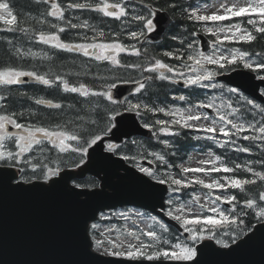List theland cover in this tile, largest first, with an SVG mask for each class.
Masks as SVG:
<instances>
[{
    "label": "snow or ice",
    "instance_id": "snow-or-ice-1",
    "mask_svg": "<svg viewBox=\"0 0 264 264\" xmlns=\"http://www.w3.org/2000/svg\"><path fill=\"white\" fill-rule=\"evenodd\" d=\"M34 3L43 5V11L39 12L38 17L29 15L25 18L22 12L16 10L14 0H0V23L4 25L0 32L22 33L29 40L34 39L37 43L49 45L56 50L77 53L87 58L91 62L82 61L80 71L75 75L90 77L101 83L92 86L83 82L70 83L65 75L52 68L41 74L35 68L24 70L8 64L0 67V175L8 186L14 190H24L26 184L48 189L60 186L77 198L85 194L75 190L81 188L79 184L69 188L66 181L61 183L64 180L61 175L62 165L71 161L74 167L79 168L90 155L89 150H95L101 145L104 146L103 151L118 154L117 145L105 141L116 138V132L128 135L123 113H134L141 118V126L151 133V139L162 146L159 152L149 154L160 165L167 166L163 171H154L136 164L138 170L158 184H167L170 192H180L194 184L199 185L208 190L204 196L206 203L201 204L199 196H193L192 201L176 207H172L175 201L171 197L166 201L169 209L164 214L179 224L183 230L179 234H173L167 224L151 215L147 216V220L151 222H146L145 227L135 224L123 229L106 227L103 231H100L97 223H92L89 228L85 219L82 231L91 232L96 251L127 261L158 264L161 261H192L197 255V249L193 247L197 241L213 240L221 248L230 251L229 239L237 247L247 243V240H240L237 244L241 234L248 236L245 218L254 216L264 225V107L246 97L236 99L239 107H233L231 96L228 101L219 97L221 104L216 105L214 101L218 97L213 96L208 102L199 100L196 104L189 103L187 108L181 109L173 107L166 100L160 101L158 96L153 98L150 90L156 81H166L169 84L182 82L189 89L219 88L221 86L214 82L219 73L209 68L210 65L224 69L229 65L242 64L245 69L254 72L264 69V53L257 52L255 55L259 59L252 60L248 51L234 48L228 49L229 54L221 51L225 42L251 43L257 39V34L264 36V0H244L243 3L240 0H223L218 7L209 5L201 8L191 4L182 7L180 11L183 18L200 25L206 34L215 37L210 41V51H200L195 39L189 41L187 37L172 35L171 39L180 47L158 54L149 50L153 43L149 34L156 32L158 28L155 20L157 11L146 0H69L66 5L62 0H34ZM178 7L180 6L175 2L168 5V9L172 11ZM209 8L214 10L209 11ZM69 10L100 13L103 17L119 21V30L106 33L103 28L98 29L87 20L73 22V19L79 18L66 17ZM234 18L246 19L251 28L242 26L243 20L223 24ZM29 20L47 25L51 31H33L24 26ZM209 23L212 26H208ZM79 29H87L94 35L89 37L77 32V38L82 42L65 41L60 35ZM191 35L195 37L197 33L193 31ZM121 37L132 42L126 43ZM18 40L19 37H14L0 41L6 44L5 55L9 59L37 57V53L31 49L25 51L23 47L17 46ZM131 57L136 60H131ZM161 57L177 63L166 62ZM42 59L54 63L47 53ZM133 74H139L140 78H135ZM24 77L47 88H58L64 93L75 95L65 103V98L54 101L14 91L12 86L20 84ZM257 79L264 81V75L258 73ZM121 83L132 84V88L128 90V96L118 102L115 97ZM228 92L237 94L238 87L230 88ZM260 95L264 96V89ZM171 99L174 102L188 101L189 98L186 95H174ZM118 103L119 108L115 107ZM14 105H19V110H15ZM41 108L54 111L44 113ZM198 109H212L215 115L210 117L207 112L197 111ZM148 113L153 117L160 113L169 119L156 118L149 122L144 119V115ZM181 130L200 133L201 135L193 136L192 139L210 141L217 148L237 153L251 154L254 146L259 150L260 158L243 164L232 162V166H229L221 156L209 149V158L199 160L196 167L181 164V178H176L170 171L173 165L166 157L175 156L179 149L172 140L162 137L175 139L181 135ZM239 141H247L249 144ZM169 149L173 151L169 153ZM122 158L135 159L127 155ZM254 164L259 165L262 170H255ZM238 171L250 174V178H211L212 173ZM188 173L193 174L191 179L184 175ZM196 173H202L209 180L202 179ZM55 177L60 179H54ZM257 184L260 187L256 192H247L245 186ZM228 189H239L245 193L246 198L240 201L236 195L227 194ZM215 190H221L222 194H215ZM220 204H228L230 207L221 209ZM192 205L198 206L203 214L194 213ZM131 216L139 218L141 222L146 220L144 213L134 210L110 211L109 214L102 212L100 219L128 221ZM225 226L228 230H225ZM97 232L102 239L96 238ZM113 232L116 233L114 237ZM184 233L188 235L184 236ZM251 238L248 236L249 240ZM261 239L264 241V232L261 233ZM84 247L87 252L86 241Z\"/></svg>",
    "mask_w": 264,
    "mask_h": 264
},
{
    "label": "water",
    "instance_id": "water-1",
    "mask_svg": "<svg viewBox=\"0 0 264 264\" xmlns=\"http://www.w3.org/2000/svg\"><path fill=\"white\" fill-rule=\"evenodd\" d=\"M155 20L157 31L149 34V37L153 42H158L171 24V18L167 12L157 11ZM197 38L201 51L208 52L210 42L207 38L202 34H198ZM218 81L238 87L241 92L264 104V97L259 93V89L264 88V81L256 80L252 73L236 70L219 76ZM130 88L132 85H119L115 98L121 101ZM123 115L129 134L116 132V138L106 141L121 143L133 136L151 138V133L140 125L133 113ZM103 147L90 149L86 164L77 171L67 169L61 173L64 178L61 183L66 181L69 188L74 187L71 185L73 180L82 179L88 174L100 181L99 188L75 189L85 193L78 198L60 186L48 189L26 184L24 190H14L0 175V264H150L147 261L132 262L106 257L91 250L89 233L82 231L85 219L90 226L99 213L122 207L149 211L165 224L182 231L177 223L159 211L165 208L167 187L141 174L124 159L103 151ZM262 232L264 225L260 223L248 233L252 237L250 240L248 236L240 239L247 240V243L240 247L233 244L231 251L218 247L211 240H204L195 246L197 255L192 261H161L158 264H264Z\"/></svg>",
    "mask_w": 264,
    "mask_h": 264
},
{
    "label": "trees",
    "instance_id": "trees-1",
    "mask_svg": "<svg viewBox=\"0 0 264 264\" xmlns=\"http://www.w3.org/2000/svg\"><path fill=\"white\" fill-rule=\"evenodd\" d=\"M206 1H208V0H153V5L156 8L167 11L173 19V23L168 30V36L164 37L162 44H161V47L156 46L155 51H154L155 54H158L159 51H161L162 49L172 50L174 48L180 47V45L176 41H173L171 39L172 35H178L181 38L187 37L191 40L195 39L191 35V33L193 31H195V32L201 31L202 27L200 25L193 23L192 21H188L187 19L183 18V16L181 15L180 9L182 7H187L189 4H191L193 6H200L201 4L205 3ZM172 2H175L180 6L175 11L168 9L169 3H172ZM236 20H243L242 26L247 27L249 29L251 28V25H247L246 19L234 18L233 21H236ZM233 21H227V22L230 23ZM225 44H229V47H232L234 49H238L239 51H248L250 54V58L252 60H258L259 59L255 55L257 52L264 53V36H262L260 34H257V39L251 43H244V42L228 43V42H225ZM3 58H4L3 50L0 48V67L4 66V64H2ZM161 58L165 59V61L169 62V63H177L176 61H168L167 58H163V57H161ZM237 68H244V67L242 64L229 65V66H226V68H224V69H218V72L219 73L228 72V71H231V70H234ZM255 72H258V73L264 75V69H257V71H255ZM136 77H139V74H137ZM81 82L88 83L90 86H92L93 84L99 85L98 80L93 81L90 77H85L83 75L76 77L72 83H81ZM16 90H21V89L18 88ZM16 90H14V91H16ZM174 90H175V88L171 84H169L168 82L156 81L154 86L151 88L150 91H151L153 98L158 96L160 101L166 100L168 103H171L172 102L171 94L173 93ZM28 91L36 92L35 96L44 94L43 99H52L54 101H59L61 98H65L64 99L65 103H68L69 98H71L72 96L75 95V94H69V93H62V91H60L58 88H43L39 85L29 86ZM29 96H33V95H29ZM76 99H80V98L76 97ZM33 106L35 107V105H33ZM13 108L15 110H19V105H14ZM41 111L44 113H47V112L54 111V110H48V109L41 108ZM144 116L149 121H152L156 118H161L160 114H158V113L156 114L155 117H153L152 114H150V113H148ZM171 140H172L173 144H175L178 147L179 150L177 151V154L175 156L168 155L167 159H168L169 163H171L173 165V167L171 168V173H173V172L176 173V167H177V165H179L181 163V160H183V158H182L183 154L185 153V151H189L192 147H194L195 142H193L191 140V138L187 137L186 133L184 131H181V135L179 137H177L175 139H171ZM239 143H242L245 145L249 144V142H247V141H239ZM146 144L151 149H160V147H161L157 142L146 141ZM129 147H131L130 144H129ZM167 151L170 153L171 151H173V149H169ZM117 152H120V150L117 149ZM217 153L219 156H221V158L225 162L229 163V166H232V162L238 163L239 159H240L239 156H243V153H237V152L233 151L232 152L233 157H234V160H233V159H230L227 154L224 155L223 150H219V151H217ZM249 158L252 161H255V160L260 158L259 150L256 149L254 146H253V151L250 154ZM76 162L78 163V160ZM253 166L255 167V170H257V171L262 170L259 165L254 164ZM62 167H74V166L72 165V163H67L66 165H62ZM161 169L164 170L165 166H162ZM230 175H231V177L235 176V177L240 178V179L250 178V174L244 173L242 171H238L236 173H230ZM215 178H217V177L215 176ZM77 183L79 185H82V186H95L97 184V181L91 177H88L85 180L77 181ZM245 187H246V190L248 193H253V192H256L258 190L260 185L259 184L247 185ZM183 190L184 189H181L180 192H176V193H179L182 197H184V193L182 192ZM172 194H175V192H172ZM227 194L236 195L240 201H243L246 198L245 193L241 192L239 189H228ZM222 209H226V208H222ZM245 220L248 223V228L246 229L247 232H249L251 230V228L254 224L259 222L257 219H255L254 216L246 217ZM101 221L102 220H98L97 223H100ZM169 228L173 234H178V232L174 228H172V227H169ZM225 230H228L227 226H225ZM89 233L92 237V234L90 231H89ZM97 235L98 234L96 233V236ZM242 236H244V235L241 234L238 238H241ZM173 239H174V237H173ZM181 239H183V238L181 237ZM225 239H229V238L225 237ZM229 244H231L230 239H229ZM194 245H193V247H194Z\"/></svg>",
    "mask_w": 264,
    "mask_h": 264
},
{
    "label": "flooded vegetation",
    "instance_id": "flooded-vegetation-1",
    "mask_svg": "<svg viewBox=\"0 0 264 264\" xmlns=\"http://www.w3.org/2000/svg\"><path fill=\"white\" fill-rule=\"evenodd\" d=\"M62 2L66 5L69 0H62ZM75 2H86V0H75ZM89 2H94V0H89ZM146 2H149L152 4L153 8V0H146ZM15 7L17 11L22 12V15L26 18L27 16L31 15L34 17L39 16V12L43 11L44 6L43 5H37L34 3V0H14ZM30 9V11H26ZM66 17L69 19H72L73 17H78L79 19H73V22L79 23L83 22L84 20H87L89 24L95 26L96 28H103V30L107 33L110 30L112 31H118L119 30V21H113L111 18L103 17L100 13H94L87 10H69L66 12ZM51 20L52 18H48ZM61 23V22H56ZM26 27H30L33 29V31H44L45 33H48L51 31V29L47 25H40L35 20H29L26 25ZM4 25L0 23V28H3ZM85 33L89 37L94 35L93 32L87 30V29H79V30H71L69 33L66 34H60L62 39L65 41H73V42H82L77 38L76 33ZM14 37H19V40L16 41L17 46L23 47L25 51H28L31 49L32 52L37 53V57H31L26 56L21 60H17L15 58L9 59L5 55V48L6 44L0 43V48L3 50V61L2 64H8L10 66L13 65H19L21 69L24 70H32L33 68L37 69L41 74H44L49 71L50 68H52L53 71L59 72L61 75H65V78L69 81H73L76 77H79L75 75L76 72L80 71V64L82 61H87V58H84L80 56L77 53H68L64 51L56 50L49 45H44L42 43H37L36 40H29L27 37H25L22 33H5L1 37L3 40L5 39H11ZM125 40L126 43H131L132 41H128L125 37H121ZM154 43H152L149 46L150 52L154 54L155 49ZM47 53L49 56L53 58V61H48L45 59H42L44 54ZM131 60H135V57H131ZM91 62V61H87ZM70 73V75H69ZM21 85V84H20ZM29 85H22L24 89L29 88ZM182 91L185 92L186 88L184 86L182 87ZM26 92L28 95H35L36 92H30L28 90L21 91ZM22 123L24 121H21Z\"/></svg>",
    "mask_w": 264,
    "mask_h": 264
},
{
    "label": "rangeland",
    "instance_id": "rangeland-1",
    "mask_svg": "<svg viewBox=\"0 0 264 264\" xmlns=\"http://www.w3.org/2000/svg\"><path fill=\"white\" fill-rule=\"evenodd\" d=\"M219 2H223V0H208L206 3H204L202 6H201V8H203V7H206V6H209V5H215L216 7H218L219 6ZM229 2H230V0H229ZM240 2L241 3H243L244 2V0H240ZM212 10H214V8H209V11H212ZM238 22H240V21H238ZM233 23H236V22H233ZM223 24H227V23H225V22H223ZM208 26H212L211 25V23H209V25ZM201 33H203V34H205V35H209V34H206L204 31H203V29H202V31H201ZM210 36V35H209ZM211 38L212 39H215V37H212L211 36ZM188 40H189V38H188ZM189 41H191V39L189 40ZM196 47L199 49V46H197L196 45ZM228 49H230L229 47H227V45L226 44H224L223 45V47H222V49H221V51L224 53V54H229L228 53ZM209 68H211L212 70H214V71H217V69H216V67L217 66H212V65H210V66H208ZM254 75H255V77L257 78V74L258 73H253ZM260 75H262V74H260ZM214 82L215 83H217L216 82V77H215V80H214ZM218 84V83H217ZM218 85H220L221 87H219V88H216V89H205V91H203V93H202V96H200V99L199 100H204L205 102H208V100L211 98V97H213V96H215V97H218V99H216L215 101H214V103L216 104V105H220L221 104V99L219 98V97H222L223 98V100H225V101H228L229 100V97L231 96V97H233V100H232V103H234L235 105H236V103H235V100L236 99H238L239 97H245V96H243L239 91H238V93L237 94H231V93H229L228 92V89H230L229 87H226V86H224V85H221V84H218ZM209 91H213V92H209ZM201 93V92H200ZM175 96H179L178 94H175ZM182 102L183 101H179V100H176V101H174L173 103H172V106L173 107H179V108H181V109H185V108H187L188 106H189V102H186L185 104H182ZM198 101H196L194 104H196ZM193 104V105H194ZM235 105H233V107L235 106ZM237 107H239V106H237ZM210 110H212V109H210ZM197 111H200V112H205V110L204 109H198ZM212 112H213V110H212ZM214 113V112H213ZM214 115H215V113H214ZM209 116L211 117V115L209 114ZM213 116V115H212ZM169 119V118H168ZM201 123H204V121H201ZM190 131V130H189ZM199 135H201V134H199ZM127 142H130V143H128V144H130L131 145V147H127V145H125V143L126 142H124L123 144H121V145H117V149L118 150H120V152H118V154H115L116 156H119V157H121L122 158V156H124V155H127V156H129V157H134L135 159L133 160V159H129L130 161H132L131 162V164L130 165H132L134 168H136L137 170H138V168L136 167V164H139V165H141V160L142 159H146V157H148V155H149V153L147 152V148L144 146V143L139 139V138H134V139H131V140H129V141H127ZM203 143H207V141L206 140H204V141H202ZM208 142H210V141H208ZM212 143V142H211ZM214 145V144H213ZM215 146V145H214ZM129 149V150H128ZM149 157L150 158H154L153 156H151V155H149ZM209 157H208V151L206 150V149H204V151H198V152H194V153H191L190 155H189V158H188V160L187 161H185V162H183V163H181V164H183L184 166H191V167H196L197 166V162L199 161V160H203V159H208ZM85 160H86V158H85ZM155 160V159H154ZM126 161H128V160H126ZM158 162V161H157ZM180 164V165H181ZM180 165H178L177 166V170H178V173L177 174H175L174 176L176 177V178H181V169H180ZM141 166H143V165H141ZM143 167H145V166H143ZM139 171V170H138ZM156 171V170H155ZM143 174V173H142ZM213 174V173H212ZM211 174V178L213 177V175ZM145 175V174H144ZM185 176H187V178L188 179H191V177H192V173H188V174H184ZM195 175H197V176H200L202 179H205L206 181H208L209 180V177H206V176H204L202 173H196ZM147 176V175H146ZM150 178V177H149ZM152 179V178H151ZM213 179V178H212ZM153 180V179H152ZM155 181V180H154ZM97 186H98V184H97ZM96 186V187H97ZM193 187H191V188H189L188 190L189 191H187V192H183L187 197L186 198H183V197H181L180 195H175V194H169L168 195V197H167V199H166V201L171 197L174 201H175V204L172 206V207H176V206H178L179 204H181V203H188L189 201H192V199H193V196H199L200 197V203L201 204H204V203H206V201H205V199H204V196L207 194V192H208V190L207 189H200L201 188V186H199V185H192ZM92 187H95V186H90V187H88V188H92ZM196 188V189H192V188ZM215 194H222V192H219L218 190H215ZM224 206V204H220L219 205V207L222 209V207ZM169 209V207H167L166 208V211ZM127 210H134V211H139V212H141L140 210H137V209H132V208H123V209H119V210H115V212H121V211H127ZM192 210H193V212L194 213H199V214H203V213H200V210H199V208H198V206H195V205H192ZM142 213V212H141ZM147 216H148V214H145V218H146V220H145V222H141L140 220H139V218H137V217H135V216H131V218L128 220V221H125V220H123V219H113L112 221H103L102 220V222L101 223H98L99 225H100V231H103L106 227H113V228H119V229H123V228H125V227H133V226H135V224H139L140 225V227H145V223L147 222V223H150L151 221H149V220H147ZM97 236H96V238L97 239H102V237H100V235H99V232H97ZM116 235V233L115 232H113L112 233V236L114 237ZM93 251L94 252H96L97 254H100V255H103V254H101V253H99L98 251H96V249L95 248H93ZM104 256H106V255H104Z\"/></svg>",
    "mask_w": 264,
    "mask_h": 264
}]
</instances>
